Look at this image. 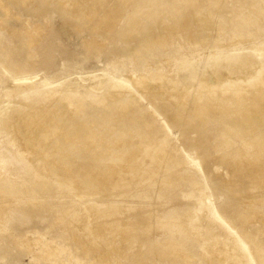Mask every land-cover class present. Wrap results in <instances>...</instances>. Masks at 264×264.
I'll return each mask as SVG.
<instances>
[{"label": "rangeland", "instance_id": "rangeland-1", "mask_svg": "<svg viewBox=\"0 0 264 264\" xmlns=\"http://www.w3.org/2000/svg\"><path fill=\"white\" fill-rule=\"evenodd\" d=\"M0 1L8 9L6 12L0 8V107L13 109L19 99L36 91L18 93L16 89L25 82L32 89L51 79L50 86L38 90V96H42L52 91L59 79H67L69 75L80 74L86 78L102 73L104 82L108 76L133 78L130 91L114 101L107 99L101 106L89 100L79 105L75 98L72 100L74 109L59 101L46 102V106L58 107V111L47 122L49 137L43 138V131L36 129L32 132L33 143L41 146V151L49 154L55 162L52 164L57 166L49 163L38 171L34 164L48 163L43 155L23 156L20 152L23 146L18 143L21 136L16 139L10 131L0 134V165L7 166V171L0 176L7 180L5 192L0 195L6 202L0 208V264H80L83 261L136 264L140 259L143 264H181L185 259V264H209L202 258L201 247L208 236L207 222L196 216L197 209L206 205L214 206L221 216L222 223L218 226L236 230L234 240H239L248 254L251 248L264 264V162H243L242 173L231 170L224 154L239 150L250 154L245 145L249 134L237 136L239 129L230 124L228 134L219 136L226 114L212 113L208 123H203L194 110L199 99L192 94V88L197 86L193 79L206 63L205 56L247 54L264 45V0H197L192 4L190 0ZM110 8H122L121 17L109 22L114 25L113 30L95 31L94 24L103 23ZM131 18H136L141 26L138 32L128 36L132 42L125 36L132 31L128 25ZM240 26L242 30L235 31ZM155 38L160 39L153 43ZM200 60L201 67L199 62V67L189 73L194 61ZM153 69H158V74L151 76L149 72ZM214 69L215 72L220 68ZM32 76L31 81L27 80ZM183 76L190 79H183L189 89L180 79ZM21 78L25 79L22 83L18 80ZM139 79L144 83L145 92L136 85ZM200 85L197 89L202 91L206 85ZM106 91L104 89L100 96H106ZM225 92L217 95L220 100L215 104L225 102L235 106L240 114L246 113L252 104L263 103L259 98L252 103L249 96L235 99L228 90ZM200 96L205 98L200 101V107L206 108L209 100L205 94ZM130 97L134 104L128 106V111L116 104L127 103ZM258 113L263 115L260 110ZM138 116L148 118L160 129L151 144L140 137L142 127L133 121ZM192 120L195 130L186 127L187 121ZM225 140L230 143L223 146ZM87 170L112 171L119 178L138 175L135 183L144 179L147 188L156 186L150 207L133 211L124 218H130L134 225L136 220H148L149 229L140 226L142 234L139 235L128 233L131 230L116 232L112 229L103 235L99 250L94 249L81 233L82 229L90 223L102 226L106 221L89 219L85 204H90L93 198L96 206L102 207L105 199L85 198ZM60 174L74 187L54 191V187L59 188L56 177ZM44 182L46 189L38 190L39 183ZM126 202L146 203L141 198L123 203ZM59 203H65V209L77 213L81 223H73L70 216L58 219L55 215L59 207H54V211L50 208ZM107 209L93 210L92 215L104 214ZM145 214L148 217L145 218ZM113 221L109 224L115 223ZM170 223L174 226L173 232L168 226ZM219 227L214 230L220 232ZM193 228L196 231L191 236ZM166 238L183 241L179 245L185 251L184 257L178 259L155 253L158 243ZM26 239L40 240V243L25 245ZM50 243L58 247L59 258L40 255ZM108 249L120 250L106 252Z\"/></svg>", "mask_w": 264, "mask_h": 264}, {"label": "bare ground", "instance_id": "bare-ground-1", "mask_svg": "<svg viewBox=\"0 0 264 264\" xmlns=\"http://www.w3.org/2000/svg\"><path fill=\"white\" fill-rule=\"evenodd\" d=\"M196 2H197V0H190L189 4L196 3ZM60 4H62V3L60 2ZM75 4H78V2ZM252 6H253V4H252ZM0 8L3 9L4 11L8 12L7 7L4 6V4L1 1H0ZM111 8H110L109 14L106 16L105 19H103L104 24L103 23L94 24L93 27H94L95 31L96 30L97 31L102 30L103 32L104 31L111 32L113 30L114 25L112 24L113 26H111V24L109 22L118 20L121 17V15H122L121 9L122 8L120 10L117 8H113V9H111ZM89 9H90V7H89ZM86 10H88V9H86ZM138 12H140V11H138ZM257 12H259V11H257ZM176 13L179 15L180 11H177ZM262 13H260V14H262ZM72 14H74V13H72ZM94 16L95 15H93V17ZM86 17H87V15H86ZM93 17H91V18H93ZM99 21L101 22V20H99ZM107 23H109L110 25H108ZM113 23H115V22H113ZM205 23H206V21H205ZM128 25L132 28V31L125 34V36H127V37L132 36L133 34H135L136 32H138L141 29V26H140V24L136 18H131L128 21ZM166 26H168V25H166ZM231 26H232V24H231ZM90 29H91V27H90ZM241 30H242L241 26L235 28V31H241ZM102 31H101V33H103ZM104 33H106V32H104ZM130 39L131 38H129L128 40H130ZM159 39L160 38H155L153 40V43L158 42ZM188 39H189V37H188ZM241 39H242V37H241ZM214 40L215 39H213V41ZM203 43H205L204 40H203ZM116 51H117V49H116ZM117 53H119V52H117ZM263 55H264V45H259L256 47V50H253L252 53H247V54L238 53L237 54L235 52H232L228 55L227 54L226 55L225 54H219V55L218 54L217 55L211 54L210 56L208 55L209 57L205 56V58H203V59H204V61H206V63L201 68L200 74H198V76L193 79L197 83L198 87L200 84L206 85V86H203L205 88L201 87V88H203L202 91H200L199 88L197 89V86H195L194 88H192L193 93L191 92L192 94L197 95V97L199 99L194 110L196 112L195 115H199V119L203 123H208L209 119H211L210 115L212 113L216 114L215 112L220 111V112H224L226 114V119L222 120V129H220V131H218L219 136L221 133L228 134L227 126H229L230 124L234 125L235 127H237L239 129L240 133L237 136H241V134L242 135L243 134H249L248 135L249 140L247 139L248 141L245 142V145H246V148L248 150V153H249V151L251 152L250 154H246L247 152L245 153L243 150L232 151V152L229 151V152L224 154V156H226L225 160L227 161V163H229L230 169L235 170L236 173H242L243 172L244 169H243V167H241L243 162L244 163L249 162V164H253V163L259 164V163L264 162V56ZM118 57H120V55ZM203 59H201V60H203ZM201 60L200 61H194L195 65L193 66V68L191 70H189V73L194 72L199 67V62H201ZM201 65H202V62L200 64V67H201ZM214 68H216V69L220 68V69L214 72L213 71ZM66 74L68 75L67 72H66ZM101 74L102 73H97L95 75H91V76H88L86 78L80 74L75 75V77H74V75H69V77L67 79H63V80L59 79L58 82H56V84H58V85H54L52 91L46 92L42 96H38V90L40 88H46V87L50 86L51 82H53V81H51V79L50 80L46 79L44 82H42L40 84L39 88L34 87L31 89V86L27 85L26 82L21 84L18 87V89H16L18 93H26L27 91H31L33 89H35L36 91L34 90L35 92L31 93L32 95L29 97L24 96L21 99H19V101H17L18 104L16 106H14L13 109H10L9 107H0V134H2L5 131H10L12 134H14L13 136L16 139H17V137L21 136L20 140H18V143L21 142V145L23 146L22 150L20 151L21 154L23 156H27L30 154H37V155L40 154L39 156L43 155L47 159L48 163L42 162V164H39V163L35 162L36 164H34V167L37 170L38 169L41 170V168H44L46 166L48 167L49 163L52 164V162H54V161H52L53 158H50L49 154H47L46 152L41 151V146H37V144L34 145L35 143H33V140L35 138H33L34 136L32 135V132L34 130L36 131V129H41L43 131L42 132L43 135L42 134H40V135H42L43 138L49 137L48 132L50 130L49 129L50 126L46 129V127L48 126L47 122L49 120V117H51L52 114H54L55 112L58 111V107L54 108L53 106H51V107L46 106L47 101L52 100L53 103L56 101H59L62 104L70 106L72 109H74V107H75L72 104V100L74 98L77 100V103L79 105L82 104L84 101L89 100L93 104L101 106V105L106 103L107 99H110V100L112 99L114 101V100L124 96L126 94L127 90H129V91L131 90L132 86L130 85V83L133 80V78L132 79H116V78L114 79L112 77L109 78V76H108V79L106 78L107 80H106V82H104L103 79L101 78ZM155 74H158V69H156V70L153 69L149 72V75H151V76L155 75ZM211 74H212V77H211ZM159 75L161 76V74H159ZM33 77L34 76L29 77L27 80L31 81L33 79ZM161 77H163V76H161ZM72 78H74V79L72 82H70V79L72 80ZM158 78H160V77H158ZM142 79L144 81L146 80L144 78H142ZM180 79H182L181 81L183 82V84H184V82H186L183 79L190 80L189 77L186 78V76L184 78H180ZM18 80L19 81L21 80L20 81L21 83L23 81H25V79H22V78L18 79ZM140 82H141V80L138 83L136 82V85L141 87V89L144 91V89H146L144 87V83H140ZM158 82H160V81H158ZM188 84H190V83L188 82ZM184 85H186V86H184ZM184 85H183L184 87H187V84H184ZM104 89L107 90L106 96H100V94L104 91ZM187 89H189V88L187 87ZM227 90L230 92V94H232V96L235 99L242 98L243 96H249V98L251 99L250 102L253 103L254 100H257V98H259L260 100H262L263 103L260 106L252 104V108H250L244 114H240V111L238 108H236L235 106L228 105L225 102L219 103L218 105L215 104L216 101L220 100V98L217 95L219 93H222V91L226 94L225 91H227ZM15 91H13V92H15ZM141 93H143V92H141ZM133 94H135V93H133ZM200 94H205L207 99L209 100L208 106L206 108L200 107V104H201L200 101L205 99L204 96H200ZM138 95H140V94H138ZM222 95H224V94H222ZM185 96H187V95H185ZM251 96H252V98H251ZM132 103L134 104V100L130 97L129 102L123 103L120 101L116 104L120 107V109L122 108L123 110L128 111L127 110L128 106L129 105L132 106ZM138 105H139V102H138ZM258 110L262 111L263 115H259ZM178 113H180V111H178ZM23 116H25V117H23ZM122 118H123V116H122ZM130 119H128V120H130ZM133 121L140 123L139 126L142 127L140 130V137L144 140H147L146 141L147 143L151 144L153 142L154 138L157 136L158 132L160 131V129L158 128L156 123H154L153 121H150L148 118H146L144 116H138L136 119H133ZM186 127L195 130L194 129L195 128L194 121L193 120L187 121ZM131 134H133V133H131ZM13 136L11 135V137H13ZM11 137H10V139H11ZM47 140H49V139H47ZM8 143H9V141H8ZM228 143H230V140H225L223 143V146H226ZM9 145L10 144H8V147H9ZM38 145H39V143H38ZM37 155H35V156H37ZM224 156H222V158ZM3 160H5V159H3ZM36 161H37V159H36ZM52 165H51V167L53 169H55ZM54 165L57 166V164H54ZM6 168H7L6 165H0V176L4 172L7 171ZM198 168L197 169L199 171H201V168L200 167H198ZM86 173L88 176V180H87V189L83 192L86 195L85 198L86 197H89V198H91V197L101 198L102 197V199H105V203L102 205V207L101 206L97 207L96 206L97 201H96V199H93V198H92V200L89 201L90 204H85V206L87 207L86 208L87 212H89L87 215V217L89 219H101L102 218V219H104V221H106V224H104L102 226L101 225H94V224L90 223L89 225H87L85 227V229H82L81 233L88 239L89 244L94 249L99 250L98 245H99V243L102 242V238L104 237L103 235L112 229L115 230L116 232H119L120 230H122V231L131 230L128 233L133 232V234H135V235L142 234V232L139 229V227L140 226L142 227V225L143 226L145 225L149 229V227L151 226V224H150L151 222H149L148 220H146V221L136 220L135 222H137V223H136V225H134L133 221L130 218H128V217L126 219H124V218L126 217L125 216L126 214H129L133 211L142 210V208H147V207L149 208L150 207L149 201H151V199H153V192L155 191V189H157L156 186L151 187V189L147 188V186L143 182L144 179L139 184L135 183L138 179V175L134 176L132 174L131 175L128 174L126 177L119 178L118 176H116V174L114 172L107 171V170H104L103 172H100V173L97 172L96 170H87ZM53 174H54V172H53ZM57 175H58V173H57ZM6 181H7L6 179L2 180V178H0V195L5 192V185L4 184L7 183ZM56 182L59 184V188H57V190H56L54 187V189H53L54 191L59 192V191H61L62 187H66V188H68V187L73 188L74 187L73 183H71V182L67 183L63 179L62 174H60L59 176L56 177ZM197 183H198V181H197ZM197 183L195 182V185H198ZM37 188H38V190L44 191L46 189V183L45 182L43 184L39 183V186H37ZM118 198H124V201H131L134 198H141L142 200L146 201V203L145 202L143 204H137V203L135 204L133 202L123 203L124 201H121V202L117 201ZM9 203H10V201H9ZM5 205H6V202L0 196V208H2ZM64 205H65V203H59L57 205H51L52 208H50V210L54 211L55 210L54 207H59V209H56V212H59V213H57L55 215L56 217H58V219L62 220L64 218V216H70L73 220V223L80 224L81 221L78 218V214L73 212L71 209H65L63 207ZM104 207H105V209L108 208L106 210V212L104 214L99 213V212H102V209ZM93 210H98L99 212L96 213L95 215H92ZM60 211H63V213L61 214ZM146 215L147 214H145V218L148 217ZM198 215L200 216V218H199L200 221L207 222L205 224V229L207 230L208 236L205 237L204 242L201 246L202 250H203V254H202L203 260L210 262L209 264H221V263L230 264L231 262H233V264H263L261 258H259V256H257V254L254 253L251 248L250 249L247 248L250 252V254H248L243 249V247H241L240 241L234 240V237H236L235 236L236 230H234L231 227L229 228L228 226H226L225 228L218 226L219 223H222V219H221V216L216 212V209L214 208V206H212V205L207 206L206 205L203 207H199L196 211V216L198 217ZM208 217H211V219H209ZM185 218L186 217L179 219V220H184ZM149 219H150V217H149ZM153 219H155L154 216H153ZM189 219L191 220L192 218H189ZM176 220H178V219H175L174 221H176ZM111 221H113L115 223L109 224V222H111ZM161 225H163V224H161ZM153 226H154V222H153ZM168 226H170V228L172 229L171 232H173V230H174L173 224L170 223ZM229 226H230V224H229ZM218 227L221 230L220 232H223L222 234H220V232L218 230H216V231L214 230L215 228H218ZM163 229H164V225H163ZM143 231H149V230H143ZM195 231H196L195 228H193L192 231H190L191 236H192V234H194ZM243 238H245V236ZM180 240L177 242H173L169 238L164 239L163 241L158 243V247L156 248L155 253L157 255L169 256V257H174V258H178V257L180 258V256L184 257L185 251L179 245V244L183 243V241L182 240L180 241ZM30 243L38 244V243H40V240H36L35 242H31L30 240L26 239L25 245H29ZM187 244L189 245V242ZM114 250L119 251L120 249H113V250L108 249L105 251L106 252H113ZM60 254L61 253H59L58 247L55 245V243H50L49 245L45 246L40 252V255L50 256L53 259L59 258ZM84 254H88L87 251H84ZM219 260H221V262ZM140 261H141V259H140ZM140 261H138V262L135 261V262H136V264H143V263H141L142 261L141 262ZM186 262H187L186 259H185L184 263H181V261H180L181 264H185ZM80 264H87V263L85 261H83ZM147 264H149V263H147ZM150 264H152V262H150Z\"/></svg>", "mask_w": 264, "mask_h": 264}]
</instances>
